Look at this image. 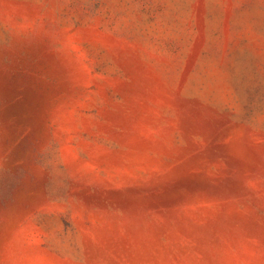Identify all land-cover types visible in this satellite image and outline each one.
Returning <instances> with one entry per match:
<instances>
[{
  "label": "rangeland",
  "instance_id": "rangeland-1",
  "mask_svg": "<svg viewBox=\"0 0 264 264\" xmlns=\"http://www.w3.org/2000/svg\"><path fill=\"white\" fill-rule=\"evenodd\" d=\"M0 264H264V0H0Z\"/></svg>",
  "mask_w": 264,
  "mask_h": 264
}]
</instances>
